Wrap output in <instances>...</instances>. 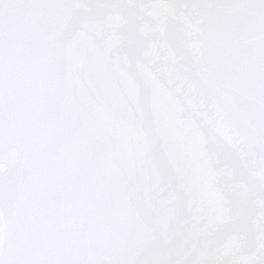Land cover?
I'll return each mask as SVG.
<instances>
[{"label": "snow or ice", "instance_id": "snow-or-ice-1", "mask_svg": "<svg viewBox=\"0 0 264 264\" xmlns=\"http://www.w3.org/2000/svg\"><path fill=\"white\" fill-rule=\"evenodd\" d=\"M0 264H264V0H0Z\"/></svg>", "mask_w": 264, "mask_h": 264}]
</instances>
